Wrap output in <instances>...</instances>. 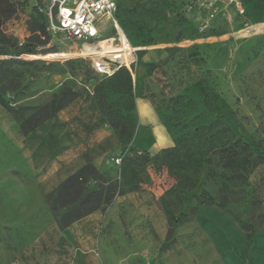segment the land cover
Masks as SVG:
<instances>
[{
  "label": "rangeland",
  "instance_id": "374dc122",
  "mask_svg": "<svg viewBox=\"0 0 264 264\" xmlns=\"http://www.w3.org/2000/svg\"><path fill=\"white\" fill-rule=\"evenodd\" d=\"M12 1L0 264H264V0H116L129 81Z\"/></svg>",
  "mask_w": 264,
  "mask_h": 264
},
{
  "label": "built area",
  "instance_id": "2783aa9c",
  "mask_svg": "<svg viewBox=\"0 0 264 264\" xmlns=\"http://www.w3.org/2000/svg\"><path fill=\"white\" fill-rule=\"evenodd\" d=\"M37 10L45 19L47 31L62 32L81 46L96 48L94 54L84 56L90 58L97 73L110 76L123 66L131 71L132 51H126L129 59L123 60L120 54L124 57L125 51L116 52L111 47L121 44L119 24L114 16L116 0H43ZM109 29L112 32L103 36Z\"/></svg>",
  "mask_w": 264,
  "mask_h": 264
},
{
  "label": "trees",
  "instance_id": "16d2710c",
  "mask_svg": "<svg viewBox=\"0 0 264 264\" xmlns=\"http://www.w3.org/2000/svg\"><path fill=\"white\" fill-rule=\"evenodd\" d=\"M16 10H17L16 2H14L12 0H0V35L1 36H4V33L1 30V27H2L3 23L5 21H7L9 18H11L15 14ZM39 15H40V21L37 23L38 30L41 31L42 33H45V19L40 13H39ZM114 16H115L118 24L120 25V26L118 25L119 28L123 32V27H122V25L119 22V19L117 17V1H116V11H115ZM111 47L115 48L114 51H116V52L117 51H125L124 57L120 54L121 59H123V60H128L129 59L128 56H127L128 55L127 54L128 50H126V46H124L122 41H121V44L114 45V46H111ZM95 49L96 48L92 49L91 51H81L80 53L83 54V55L94 54V50ZM136 51H133V52H136ZM0 52H3V51H0ZM21 53H37V50L34 47H22V48L16 50L14 54H21ZM70 54H71V52L57 51L55 53H52L50 56H51V58H56V57H66V56H68ZM4 61L5 60L0 59V63H4ZM129 73L131 74L130 70L123 66V67H120L119 69H117L109 77H117L118 75H124L126 80L129 81L130 80ZM74 95H75V92L69 89L68 91L63 92L59 98L54 99L51 102V104H49L47 106H49L52 111H55V110L63 107L64 105H66L68 102H70L73 99ZM0 104L2 106H4V107L10 109V110H13V108L8 105V101H7V99H5V97H4L2 92H0ZM47 106H45V108ZM119 119H120L119 117H116L115 120H119ZM35 124L36 123L29 124L28 120H25L24 124H22L21 126L23 127V126L27 125L28 128L31 129L33 126H35ZM97 189L98 190H102V187H98ZM82 201H83V196L80 197L79 199H77V201L74 204H72L69 207L65 208L64 214H67V213L69 214L70 212H75V208L77 206H79V204H81ZM63 216L66 217L67 215H63ZM63 216H62V219L64 220L63 221L64 222L63 225L66 226V225H68L70 223V219L65 220ZM80 216H82V214L76 213V218H79Z\"/></svg>",
  "mask_w": 264,
  "mask_h": 264
},
{
  "label": "bare ground",
  "instance_id": "6f19581e",
  "mask_svg": "<svg viewBox=\"0 0 264 264\" xmlns=\"http://www.w3.org/2000/svg\"><path fill=\"white\" fill-rule=\"evenodd\" d=\"M119 27V26H118ZM119 31H121V29L119 28ZM122 32V31H121Z\"/></svg>",
  "mask_w": 264,
  "mask_h": 264
},
{
  "label": "water",
  "instance_id": "95a60500",
  "mask_svg": "<svg viewBox=\"0 0 264 264\" xmlns=\"http://www.w3.org/2000/svg\"><path fill=\"white\" fill-rule=\"evenodd\" d=\"M264 31V30H263Z\"/></svg>",
  "mask_w": 264,
  "mask_h": 264
}]
</instances>
